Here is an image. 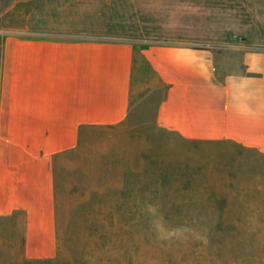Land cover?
I'll return each mask as SVG.
<instances>
[{
	"label": "crops",
	"instance_id": "crops-1",
	"mask_svg": "<svg viewBox=\"0 0 264 264\" xmlns=\"http://www.w3.org/2000/svg\"><path fill=\"white\" fill-rule=\"evenodd\" d=\"M0 147V264L103 189L264 213V0H0Z\"/></svg>",
	"mask_w": 264,
	"mask_h": 264
},
{
	"label": "rangeland",
	"instance_id": "rangeland-1",
	"mask_svg": "<svg viewBox=\"0 0 264 264\" xmlns=\"http://www.w3.org/2000/svg\"><path fill=\"white\" fill-rule=\"evenodd\" d=\"M109 143L103 142L101 150ZM37 167L42 172L46 163ZM41 172L35 193L45 204L36 209L39 225L42 220L49 225ZM205 193L146 190L141 184L103 189L89 214L69 215L59 236L39 230L47 235L31 238V258L24 264H264V213L255 206L208 204Z\"/></svg>",
	"mask_w": 264,
	"mask_h": 264
}]
</instances>
